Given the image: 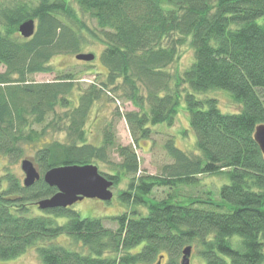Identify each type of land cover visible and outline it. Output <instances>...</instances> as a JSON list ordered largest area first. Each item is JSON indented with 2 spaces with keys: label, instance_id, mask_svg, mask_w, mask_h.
Returning <instances> with one entry per match:
<instances>
[{
  "label": "trees",
  "instance_id": "1",
  "mask_svg": "<svg viewBox=\"0 0 264 264\" xmlns=\"http://www.w3.org/2000/svg\"><path fill=\"white\" fill-rule=\"evenodd\" d=\"M260 18L264 0H0V157L18 160L28 148L41 176L24 187L8 171L0 174V259L33 249L42 264H155L161 256L179 264L182 249L197 246L204 264H264V157L253 138L264 125ZM29 20L34 33L24 38L18 28ZM83 30L103 46L105 80L97 83L101 73L93 71L92 83L77 91L73 74L35 82L32 76L52 73L55 55H79ZM184 45L192 60L182 72L176 63ZM216 90L230 93L239 111L225 114L215 97H197ZM105 95L135 109L115 112L134 145L150 140L158 125L173 127L183 99L198 155L169 133L162 149L171 162L152 175L140 169L132 145L116 143L114 125L89 141L86 120ZM51 131H64L67 143L50 141ZM68 165H106L109 173L98 170L113 188L125 183L119 199L127 211L110 219L116 228L71 208L27 216L56 193L44 173ZM201 177L228 183L217 191L199 187ZM61 237L68 242H56Z\"/></svg>",
  "mask_w": 264,
  "mask_h": 264
},
{
  "label": "rangeland",
  "instance_id": "2",
  "mask_svg": "<svg viewBox=\"0 0 264 264\" xmlns=\"http://www.w3.org/2000/svg\"><path fill=\"white\" fill-rule=\"evenodd\" d=\"M11 1V0H7ZM29 2L34 3L35 0H28ZM81 21L84 23L88 30L97 33V28L95 22L89 19L87 16L80 15ZM258 24L264 25V18H260L256 21ZM83 34L85 35V41L80 49L78 54H93L94 60L92 62L80 61L76 59L77 54H59L55 55L50 60V67H52V73H42L36 74L32 76V79L38 83H46L55 80L61 75L64 74H73L74 83L78 86L76 87V91L78 88L84 90L89 84L94 80V72L101 73L100 76L96 75V82L100 83L105 80V69L100 65V57L103 51V46L100 41H94L91 35L87 31L83 30ZM179 60L176 63L177 69H182V72L187 68L188 64L192 60V52L187 45L182 46L179 49ZM179 67V68H178ZM186 67V68H185ZM175 72V66L170 68ZM4 69L0 67V72ZM94 71V72H93ZM172 73L174 74V72ZM77 92L71 95V99L73 98L77 101L78 95ZM114 97L113 94H110ZM109 95H105L97 101L93 106L89 113L88 119L86 120L85 130L88 132V140L96 141L102 137V132L104 128L108 124H112L115 126V140L116 143L122 146L132 145L135 148V152L138 157V161L140 164V169L145 171L148 174L157 175L159 174V169L162 165L166 163H170V159L165 155L162 146L164 141L167 139V135L170 136L169 133L175 135V141L179 147L187 149L185 152L193 155H198L196 146H195V135L193 131L189 128V115L186 110V105L184 100L180 101V104L177 108V116L175 119V123L173 127L167 128L164 125H158L156 128L158 129V133L152 134L150 140H146L145 142L140 141L139 145H134L133 141L130 137L129 129L125 123V121L121 118L116 117L115 112L125 113L128 111H135V109L129 104L125 103L122 100L115 101V99L111 98ZM196 96V95H195ZM215 97L218 101L219 109L222 113L232 114L234 112L239 111V105L234 102L233 97L230 93L226 91H208L206 93H197V97ZM64 113L65 109L59 110V113ZM62 123L60 124V127ZM63 129V128H62ZM167 131V133H166ZM188 131V132H187ZM192 133H190V132ZM187 132V136L183 135V133ZM181 136V137H180ZM186 137V138H183ZM48 139L50 141H61L62 143H67V136L64 131L59 132H50L48 135ZM192 140V143H191ZM192 144V147H191ZM176 145V147H178ZM178 147V148H179ZM190 148V149H189ZM184 151V150H183ZM114 161H119L115 154L111 155ZM33 155L32 150H27L23 154V157L18 160L15 159H7L5 157H0V174L5 175L6 171L8 173L13 174L15 178L20 180L23 183L24 174L21 170V162L23 160H28L33 163ZM99 170L109 173L110 168L106 165H99ZM203 179L205 183L200 182L199 187H202L204 184H208L210 189L216 190L215 188L221 183V179L218 177L211 178H200ZM221 185L227 184L228 179L223 178ZM220 186H218L217 191H219ZM125 189V183L120 184L117 187L112 189L113 197L111 201L104 202L100 200L94 199H84L81 202L76 203L71 207V209L79 214L81 218H97L101 219L103 225L106 228L114 229L116 228L115 222H112L110 219L113 217H118L123 212L127 211V206L123 204L119 199V194L122 190ZM162 189H159L154 193L155 198L160 199L164 193ZM131 211V209H130ZM144 213L145 211H139V213ZM45 213L39 210L36 206H31L27 216L35 217V216H43ZM50 216V215H49ZM52 217L57 224H63L66 222L65 217ZM58 243L66 244L68 239L58 238ZM193 247V246H192ZM72 249H76L75 245L72 243ZM200 248L194 246L192 248L190 263L189 264H204L199 256ZM181 257L179 258L180 261ZM163 261L161 264H164ZM0 264H42L37 254L33 249H29L23 254L15 257L13 259L2 260L0 259Z\"/></svg>",
  "mask_w": 264,
  "mask_h": 264
},
{
  "label": "water",
  "instance_id": "3",
  "mask_svg": "<svg viewBox=\"0 0 264 264\" xmlns=\"http://www.w3.org/2000/svg\"><path fill=\"white\" fill-rule=\"evenodd\" d=\"M18 31L24 38L31 37L34 33V21L29 20L22 23ZM76 59L89 62L94 59V56L92 54H79ZM253 138L264 157V125L255 128ZM21 170L25 177L23 180L24 187L32 186L41 178L31 161L23 160ZM42 179L47 186L56 189V193L36 203V207L41 211L68 209L84 199L109 202L113 197V182L106 179L94 165H68L52 168L44 173ZM191 252V246L184 247L179 264H189ZM162 259L161 256L155 264H161Z\"/></svg>",
  "mask_w": 264,
  "mask_h": 264
}]
</instances>
